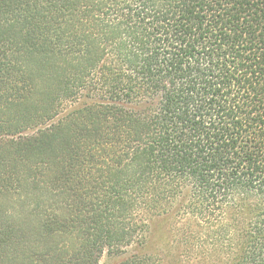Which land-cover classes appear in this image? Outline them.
I'll return each instance as SVG.
<instances>
[{"label":"trees","instance_id":"obj_1","mask_svg":"<svg viewBox=\"0 0 264 264\" xmlns=\"http://www.w3.org/2000/svg\"><path fill=\"white\" fill-rule=\"evenodd\" d=\"M127 247L264 264V0H0V264Z\"/></svg>","mask_w":264,"mask_h":264},{"label":"rangeland","instance_id":"obj_2","mask_svg":"<svg viewBox=\"0 0 264 264\" xmlns=\"http://www.w3.org/2000/svg\"><path fill=\"white\" fill-rule=\"evenodd\" d=\"M137 253V249L134 247H127L122 248L119 251H117L114 255L109 253H103L98 261V264H132V260L128 259L130 255H135ZM150 257V261L152 264H166V262H162L159 260L158 256H148ZM194 257L193 254L190 256L183 254L181 256L182 264H192L194 263V260L192 259ZM147 258V257H146ZM129 260V261H128ZM187 260V261H185ZM194 264H197L196 262Z\"/></svg>","mask_w":264,"mask_h":264}]
</instances>
